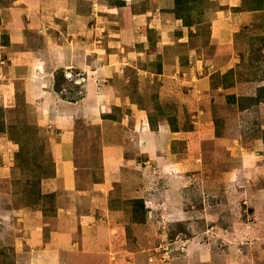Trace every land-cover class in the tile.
Here are the masks:
<instances>
[{"label": "rangeland", "instance_id": "1", "mask_svg": "<svg viewBox=\"0 0 264 264\" xmlns=\"http://www.w3.org/2000/svg\"><path fill=\"white\" fill-rule=\"evenodd\" d=\"M9 1L0 0V7ZM71 2L82 14L76 27L97 52L119 49L115 57L126 65L124 79L132 81V89L114 109L116 117L123 118L125 126H134L140 115L136 111L142 110L146 116L141 125L158 132L161 125L175 127L184 137L169 141L156 137L152 142L156 149L148 147V137L143 144L146 154L133 148L139 142L138 132L127 134L132 148L124 147V157L130 156L131 162L122 169L104 170L97 142L84 146L90 159L85 167L79 161L82 181L77 185L93 194L92 183L99 179L109 187L103 206L122 212L112 235L113 244L122 238L124 243L114 247H122L123 257L131 263L133 255L141 253L149 264H177L186 259L189 244L195 247L194 256L206 257L207 264H264V103L239 110L228 98L253 94L264 85V0H188L178 6L172 0H132L128 6L119 0ZM54 5L57 10L48 14L57 23L52 27L53 21L45 18V27L36 25L29 37L33 46L40 47L47 34L59 40V34L63 38L66 33L69 16L61 14L59 3ZM146 11L154 28L132 15ZM180 26L184 32L178 40L172 30ZM37 28L48 30L41 34ZM54 30L60 33H49ZM8 42L2 34L0 43ZM177 66L181 73L189 66L195 79L206 76V90L199 84L195 95H187L194 86L179 77ZM141 69L145 81L136 82ZM54 74L63 95H80L85 79L78 70L57 69ZM16 86L14 106L0 103V136H5L11 164H3L10 171L7 179L0 174V264H50L53 261L25 259L29 230L21 217L26 211L20 216L13 212L31 207L53 211V196H41L36 202V193L39 180L53 170L46 145L54 132L30 123L34 108ZM162 155L164 164L155 160ZM93 218L91 223L104 226L100 216ZM113 252L109 262L117 261Z\"/></svg>", "mask_w": 264, "mask_h": 264}, {"label": "crops", "instance_id": "2", "mask_svg": "<svg viewBox=\"0 0 264 264\" xmlns=\"http://www.w3.org/2000/svg\"><path fill=\"white\" fill-rule=\"evenodd\" d=\"M130 1L132 2V0H119L121 4L127 6ZM54 3H59L58 8L61 14L69 16L65 23L67 31L63 38L59 34L60 31L49 32L59 34V40L47 34L42 36L43 44L41 46L39 44L40 47L33 46L29 37L36 25L45 24L42 22L45 18L53 21L52 27L57 23L48 14L53 8L57 10ZM73 3L71 0H11L2 8L0 7L2 14L0 36L6 34L9 40L6 45L0 43V103L4 106H14L18 84L23 100L34 108V116L32 115L30 123L41 128H51V132H54L53 138L50 137L46 145L53 162V170L40 182L41 194L53 196V211L47 213L39 207L36 209L31 207L13 212L14 215L20 216L22 211H26L24 217H21L23 227L29 230L26 239L29 248H26L28 255L25 259H34L36 262L53 261L50 264H71V261L81 264L85 260L87 264H96V262H99L98 264H149L146 256L141 253L134 254L133 263H131L123 257L122 247H114V244L117 246L124 243L122 238L113 244L115 236L112 235L116 226L114 222L118 221L116 219L122 212L119 209L105 207L107 202L105 195L109 187L105 188L104 181L99 179L92 183L94 185L92 190H96L94 194L92 191L88 192L85 187L80 190L77 184L82 180L77 171L90 159L84 146H88L91 142H97L101 152V167L107 170L111 166L123 168L131 162L130 156L124 157L127 155L124 147L132 148V142L128 140L127 134L138 132L139 142L133 148L144 150L147 154L145 150H148V147L157 148L156 142L152 145L156 137L164 136L168 141L181 140L184 138L183 132L171 130L163 125L158 132L159 130H151L148 124L141 125L142 119L146 116L142 114V110L136 111L140 115L134 122V126H125L123 118L116 117L114 109L120 101L124 100L123 98H126L127 91L132 89V81L124 79L126 65L123 64V58L119 57L118 60L115 57L119 49L110 53L100 50L97 52V48L91 45L85 33L76 27L77 17L80 14ZM148 13L149 11L132 13V15L142 21L148 20L150 28H154L153 17L149 18ZM42 26L45 27V25ZM40 28H37L38 32ZM47 30L40 33L46 34ZM168 30L171 32L170 29ZM230 30L231 27L226 28L229 34ZM172 32L179 40L183 36L184 29L180 26L173 28ZM123 48L124 51L129 50L128 47L123 46ZM153 54L154 52L149 55ZM129 58L127 57L128 60ZM168 65L164 69H167ZM159 66L161 67V64ZM179 67H176L179 77L194 86L187 89V95L193 94V89L198 91L199 84H204V90H206L208 81L206 76L200 78L201 80L195 79L188 70L189 66L185 68V73L183 71L181 73ZM57 69H63L66 72L75 69L82 74L85 80L82 81V92L79 96L63 97L61 92L54 89V72ZM135 78L136 82L145 81V71L141 69V73L136 72ZM121 83L125 87L121 88ZM187 83L186 86H188ZM181 84L184 83L181 82ZM170 89L169 87L168 90ZM203 94H206V91ZM4 137L0 136V143H2L0 144V164L2 162L0 174L7 179L10 171L6 165L11 166V164L6 155L7 145L4 143ZM148 137L150 138L148 147L143 149V144ZM81 149L83 150L80 152ZM164 152L167 153L166 149ZM155 160L164 164L163 155L155 156ZM177 161L172 162L175 168L178 165ZM103 209L104 213L101 212ZM93 214L95 219L96 215L101 217L100 220L104 225L102 228H99L96 222L91 223V221L94 222ZM44 231L47 232L46 235ZM113 251L117 261L109 262L111 257L108 255L113 254ZM30 253L36 255H30ZM194 254L195 247L188 244L184 253L186 259L177 264H207L206 257L201 259ZM122 257L127 260V263L122 260Z\"/></svg>", "mask_w": 264, "mask_h": 264}, {"label": "trees", "instance_id": "3", "mask_svg": "<svg viewBox=\"0 0 264 264\" xmlns=\"http://www.w3.org/2000/svg\"><path fill=\"white\" fill-rule=\"evenodd\" d=\"M184 1H188V0H173L174 4L176 6L181 5L182 3H184ZM263 45H264V42H263ZM60 71L63 72V69H60ZM56 76H57V74H54V89L57 92H60L59 85L56 82ZM62 96L65 97V95H63V94H62ZM228 98L230 100L231 99L233 100V102L236 104V106H237V108L239 110L246 109V108H248V107H250L252 105H258L259 103H264V85L256 87L255 92L253 94L239 95V96L231 94V95L228 96ZM173 130H176V128L173 127ZM36 194H37L36 196L38 197L36 202H38L40 198L46 196V195L41 194V191H40V180H39V189H38ZM140 206L142 208V206H143L142 205V201H140Z\"/></svg>", "mask_w": 264, "mask_h": 264}]
</instances>
